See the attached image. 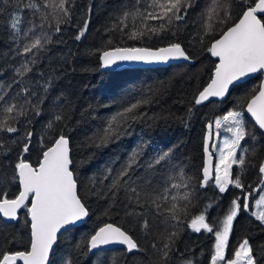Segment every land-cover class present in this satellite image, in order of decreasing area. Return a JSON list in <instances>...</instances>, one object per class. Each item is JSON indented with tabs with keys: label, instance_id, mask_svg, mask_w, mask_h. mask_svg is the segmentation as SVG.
<instances>
[{
	"label": "snow or ice",
	"instance_id": "6c2138e0",
	"mask_svg": "<svg viewBox=\"0 0 264 264\" xmlns=\"http://www.w3.org/2000/svg\"><path fill=\"white\" fill-rule=\"evenodd\" d=\"M74 6L75 0H40L39 3L0 0V43L3 44L0 76L9 73L0 80V221L9 227L10 222L19 221L23 215L28 228L23 250L15 247L14 236L4 238L3 243L12 247L0 246V264H56L53 257L60 236L89 215L80 194L71 139L66 131L67 104L62 94L51 96L58 66L51 64L52 57L47 55L51 51L48 45L54 42L53 33L47 30L52 26L49 17L56 22L54 32L59 34L60 23L70 22ZM233 7L239 8L235 15L231 11ZM92 10L93 5L84 8L85 18L75 36L77 41L88 31ZM190 10L199 12L202 24L207 18L205 47L211 57L216 58L209 82L198 92L194 105H202L210 98L223 100L230 87L243 78L264 74V0H240L239 4H234L233 0H207L203 8L197 0H155L147 7L143 0H134L130 4L122 3L118 13L111 14L112 24L106 31L118 29L129 39L151 40L161 33L175 36L170 26L173 22L187 25L193 14ZM137 17L142 27L129 28L128 19ZM213 21L219 22L218 33L212 27ZM197 36L201 42L204 40L199 31ZM100 59L103 68H112L118 67V62L154 64L177 59L189 61L192 57L177 41L158 48L115 47L104 50ZM151 91V88L145 91L133 85L118 101L106 105L117 106L106 117L104 126L98 127L90 138L97 148L132 136L137 122L152 119L141 110L152 103ZM46 101L48 105L44 107ZM192 111L190 108L189 112ZM245 111L254 121L251 126ZM42 114L48 116L46 128L55 126L58 130L55 136L47 137L43 130L35 129L36 118ZM205 127L199 187L208 188L211 182L221 194L229 193V186L239 189L240 193L223 209L218 222H206V214L213 207L209 203L187 226L195 233L204 230L214 235L210 264H264V245L254 249L248 239L228 254L229 237L241 211L254 215L264 225V211L250 212L249 204L255 193L264 192V156L260 157L258 179L254 183L245 184L240 173L233 171L234 165L244 171L246 154L255 153L257 128L264 136V82L241 98V110H227L215 120V133L211 122ZM222 127L231 134V139L223 138L222 145L218 146L215 138L220 136ZM35 148L40 151L33 163L31 156ZM170 162V150L149 154L147 141H138L123 160L115 157L99 173L90 176V191L106 199L109 210L115 208L136 219L140 230L153 237L148 264H195L192 259H181L184 252L176 247L179 232L166 227L169 221L181 220L179 213L187 204L178 205V201H189L193 191L183 167L177 169L178 177L167 171ZM248 166L257 168L255 164ZM13 189L14 194L10 195ZM173 189L185 191L179 194ZM117 244L126 246L128 253L148 251L128 231L112 223L104 224L86 238V251L97 257L99 264H108L104 249Z\"/></svg>",
	"mask_w": 264,
	"mask_h": 264
},
{
	"label": "trees",
	"instance_id": "16d2710c",
	"mask_svg": "<svg viewBox=\"0 0 264 264\" xmlns=\"http://www.w3.org/2000/svg\"><path fill=\"white\" fill-rule=\"evenodd\" d=\"M39 3L40 0H35ZM134 0H75L70 22H61V32H54L55 21H51L48 31L53 33V44L48 45L51 49L47 55L52 57L51 64L57 65V79L51 96L62 94V100L66 102V115L69 117L66 129L71 139V155L76 167V173L80 180L81 196L89 210L88 221L81 227L71 229L60 236L56 248V264H99L97 257L91 256L86 251V238L90 237L99 227L106 223H112L128 231L142 248L147 252L128 253L124 248L104 250L108 264H148L150 259V244L153 237L146 235L140 230L136 219L125 215L122 211L107 208L108 201L99 195H93L90 191L89 178L92 174L99 173L103 166L115 157L121 160L128 154L132 145L138 141H147L148 153H158L170 150L171 162L167 171L179 176L178 168L183 167L184 175L190 183L193 191L190 193L189 201H178V205L187 204L179 215L180 221H169L166 227L169 231L178 230L176 247L184 252V257L194 260L195 264H210L215 237L213 234L201 230L200 233L193 232L187 225L196 215L201 214L205 205L211 203L213 207L206 214V222L216 223L222 219L223 209L240 190L229 186V193L221 194L218 189L211 185L208 188H200L201 169L204 163L202 144L206 132L205 125L209 122L215 126V120L226 114L227 110H241V98L262 82V76H258L244 84L235 87L226 101L211 102L205 105H194V100L200 90L209 82L215 60L207 52L205 44L208 42L207 18L202 24L199 21V12H193L188 19L187 25L183 22H173L170 31L176 35L154 36L151 40L129 39L122 36L119 30L106 31L112 24L111 14L118 13L122 3H132ZM207 0H197L203 8ZM239 4L240 0H233ZM155 0H143L145 7ZM93 5L88 31L77 41L76 34L80 30L84 18V8ZM67 7V5H66ZM143 11V8L141 9ZM235 15L239 12L238 7L232 8ZM129 28L133 26L142 27L139 17L127 21ZM149 24H159V21H147ZM218 21H213L212 27H216ZM47 27V26H46ZM129 29H125L128 31ZM204 35L201 42L197 32ZM216 33H210L215 35ZM109 40L111 43H109ZM180 42L190 53L193 65L182 64L170 66L158 70H127L111 73L103 70L100 59L104 50L115 47H149L158 48L166 46L170 42ZM3 44L0 43V49ZM47 63V61H45ZM43 67V65H41ZM9 73L5 72L0 80L7 78ZM133 85L143 88L149 94L152 103L144 106L141 110L146 111L152 119L137 122L134 126V134L120 140L118 143H109L105 147L97 148L90 139L98 127L104 126L108 114L115 111L117 105L106 106L110 101H118L121 95ZM45 102L44 107H47ZM193 109L189 112V109ZM249 126L254 123L246 116ZM47 114L36 118L34 127L37 131L43 130L47 137L55 136L57 129L46 128ZM257 134V148L255 153L246 154L245 170L233 167L234 173H240L242 182L254 183L258 179V165L260 157L264 156V136ZM40 149H33L31 160L35 163ZM174 162V167L172 166ZM249 164L257 165V168L249 167ZM185 189L176 190L174 193L182 194ZM14 194V189L10 195ZM257 193L250 198V212L253 209V200ZM138 219V218H137ZM4 221H0V246L11 248L12 245L3 243L6 237H15V247L23 250L27 241V225L22 215L17 222H10L11 226L5 227ZM172 225L176 227L173 228ZM248 239L254 249L264 245V225L252 215L241 211L234 221L233 231L229 237L228 254L238 247L244 240ZM80 247L76 248L75 245Z\"/></svg>",
	"mask_w": 264,
	"mask_h": 264
},
{
	"label": "water",
	"instance_id": "95a60500",
	"mask_svg": "<svg viewBox=\"0 0 264 264\" xmlns=\"http://www.w3.org/2000/svg\"><path fill=\"white\" fill-rule=\"evenodd\" d=\"M213 59L216 61V58L213 57ZM182 64L193 65L194 62L192 60L185 61L183 59L170 60L167 63H154V64H145V63H142V62H118V65H119L118 67L113 66L112 68H103V70L107 71V72H111V73L123 72V71H127V70H142V71H146V70L165 69V68H169L170 66L182 65ZM258 76H262V82H264V74H261V73L251 74L250 76H248L246 78H243L241 82H237V84L231 86L229 94L223 100H221L220 98H210L209 101L205 102L202 105H205V104H208V103H211V102L226 101L227 98L229 97L231 91L235 87H237V86H239L241 84H244V83H246V82H248L250 80H253V79H255ZM245 114L254 123V121L250 117V114H247L246 111H245ZM214 163H215V158H214ZM88 218H89V215L87 217H85L82 221L77 222V224L75 226H72L68 231H70L71 229H75V228L83 226L88 221ZM114 226H116V225H114ZM65 232H67V231H65ZM114 248H124V249H126V246L118 245V244L117 245H109L104 250L114 249Z\"/></svg>",
	"mask_w": 264,
	"mask_h": 264
},
{
	"label": "rangeland",
	"instance_id": "374dc122",
	"mask_svg": "<svg viewBox=\"0 0 264 264\" xmlns=\"http://www.w3.org/2000/svg\"><path fill=\"white\" fill-rule=\"evenodd\" d=\"M216 131L217 130H216L215 126H214L213 132L215 133ZM219 132H220V136L215 138V142L218 144V146L222 145L223 138L231 139V134L230 133H226L224 131L223 127L219 130ZM217 157H218V152H217ZM261 196H264V192H258L257 193V197L253 200V209H252L253 213H257L258 214V213L264 211V199H261ZM253 217L255 218L254 215H253Z\"/></svg>",
	"mask_w": 264,
	"mask_h": 264
}]
</instances>
